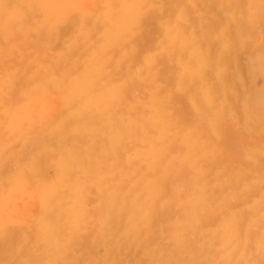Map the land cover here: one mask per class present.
<instances>
[{
    "label": "rangeland",
    "instance_id": "374dc122",
    "mask_svg": "<svg viewBox=\"0 0 264 264\" xmlns=\"http://www.w3.org/2000/svg\"><path fill=\"white\" fill-rule=\"evenodd\" d=\"M122 1L0 0V224L4 225L0 236L6 232L13 236L0 239V245L11 251L0 254V264L14 262L9 258L17 253L12 252L25 249L18 260L24 264L44 237L52 240L51 247L65 239L60 244L68 253L77 250V259L73 255L66 260L69 264H156L155 256L176 260L177 246L190 251L187 264H202L198 246L210 237L204 233L211 219L203 215L196 222L192 205L182 199L156 201L154 219L144 217L139 210L149 189L146 175L155 182L166 180L175 193L190 194L198 183H224L230 197L237 198L230 209L247 220L244 229L251 227L249 219L264 217V208L252 205L264 195L260 29L264 0H215L216 4L205 6L188 1L190 8L182 14L188 11L190 19L180 28L188 42L165 37L166 23L186 0H147L144 5L161 8H143L144 14H151L121 33L110 48L104 35L120 15ZM221 4L251 5L245 11L255 22L245 42L239 41L235 25H222ZM229 12L235 19L241 8ZM53 15L59 16L60 30L49 27ZM200 55L202 59L191 61ZM204 55L210 57L205 64L213 68V78L206 83L184 77L176 106L182 122L176 123L166 149L169 168L147 169V153L135 151L138 155L133 152L132 157L130 144L109 138V117L116 125L127 123L133 113L139 117L144 113L140 102L154 85L168 84L170 89L181 72L202 64ZM225 64L229 78L218 86L216 69ZM115 67L122 74L117 76ZM207 87L210 97L205 98L201 90ZM118 91L131 106L115 101ZM109 101L113 107L104 112V125H99L96 109L103 111ZM90 168L97 170L98 187L89 185L98 182ZM130 193L132 200L127 198ZM133 223L139 228L129 237L126 232ZM147 235L146 243L141 237ZM251 254L259 262L264 258L260 246L250 254L242 250L240 258L250 261Z\"/></svg>",
    "mask_w": 264,
    "mask_h": 264
},
{
    "label": "bare ground",
    "instance_id": "6f19581e",
    "mask_svg": "<svg viewBox=\"0 0 264 264\" xmlns=\"http://www.w3.org/2000/svg\"><path fill=\"white\" fill-rule=\"evenodd\" d=\"M146 1L147 0H123L121 2V13H120V15L117 18H115V21L110 25V27L107 29V31L105 32V35H104L105 40H106L105 42H106V44L109 45L110 48H114L117 44L116 41H117L118 36L121 33H125L129 28H131L135 23H137L139 18L144 14L143 7H139V5H144L146 3ZM188 1H190L194 5H197L200 2L203 6H205L207 4H212V3L216 4L215 0L209 1V2H206L205 0H201V1H199V0H186L184 5L182 6L184 8H181L179 10V13H177V15L175 16V18H173L171 21H168L165 25L166 26L165 37L167 39H174V41H177L180 39V40H183L184 42H188L190 40L189 37H187V39L185 38V35L183 33L184 32L183 29H180L182 22L186 21L187 19H190V13L188 11H186V15L184 13L182 14V12L186 10L185 8H190ZM52 7L53 8H51V9H55L57 6H52ZM213 7L215 8L216 5ZM57 19H59V16L53 15L50 19L51 22L48 23L49 27H56L59 29V26H58L59 22L57 23V21H56ZM214 20H216V19H214ZM187 21H189V20H187ZM188 23H190V22H188ZM48 24H47V26H48ZM114 40H116V41H114ZM44 50L48 51V48L45 47ZM228 53H230V52H228ZM197 55H195V56H197ZM200 58H201V55L198 58L191 59V61L192 60L199 61ZM208 59H210V57L206 55L202 60V64L196 63L194 65L195 68H193L191 66V68L189 70H187L185 72H181V78L178 79V82L176 84L173 85V83H171L170 89L167 88L168 84L167 85H160V84L154 85L153 89H150V91L152 93L149 94L148 97L145 98L144 101L140 102L143 109H144V113H142L139 117H137L135 115V113H133V115L129 118V121L127 123L122 121L121 125H116L115 120L112 117H109L110 118V125L107 127L109 129V138H111L115 142L120 141V144L121 143L130 144L131 155L135 151L138 152L139 154L142 151L147 153L148 154L147 156H150V159L147 158V160H150L147 169H151L152 171H154V170H157L159 167H161V165H165L167 168H169L168 163L171 160H169L168 157L166 156V149H167L168 143H169L168 138H169L170 134L173 135L175 133L174 127H175L176 123L182 122L181 118H179L177 116V113H176L177 112L176 106L178 104V93H180L184 89L182 83H184L183 80H184V77H186V76H190L191 80L194 77L199 81L204 80V82H206V83H208L209 81H212V78H213L212 69L213 68L211 69V68H209V66L206 65L207 63L205 64L206 60H208ZM214 60H215V58H214ZM242 62L245 63L243 60H242ZM213 64H214V62H213ZM183 65L185 66V68H187L185 63H183ZM227 65L228 66H226V64H225L226 67L221 68L220 70L216 69V73H217L216 74V77H217L216 82L218 83V86L219 85L223 86L225 84L226 79L229 78V73H230L229 72V64H227ZM1 69H3V68H1ZM46 71H47V73H49L51 71V65H49L46 68ZM114 73L117 76L119 74H122V72L117 67H115ZM166 82H168V79L166 80ZM213 82H215V81L213 80ZM188 83H190V82L188 81ZM247 84H248V82L246 83V85ZM218 86L216 88V91H217V89H219ZM119 87L126 88L125 85H121ZM222 89L225 90L224 87H222ZM209 91H211L210 87L202 88L201 93L206 98V97H210V95H208ZM222 94L223 93L221 92V95ZM214 100H215V103L218 101L216 99H214ZM214 100H211V102H213ZM113 101H109L108 104L105 105L106 109H104L103 111H102V109H99V108L96 109L98 116H99V119H98L99 125H104L103 124L104 119L106 118V117H104L105 116L104 112L107 109H110L111 107H113ZM115 101L116 102H124L125 107L131 106V103H129V101L127 99H123L122 91H118V94L115 98ZM211 121L213 122V119ZM215 122L217 123V119L215 120ZM83 132L85 134H89V132H90L89 128H84ZM224 137H226V136H223V138ZM223 138H221V140H223ZM226 139H228V138H226ZM221 140L219 139V141H221ZM223 143H224V140H223ZM137 144H139L138 148H140V150H138V151H137ZM226 145H227V143H226ZM230 147H231V145H230ZM227 150H229V148ZM236 151H238V150H236ZM136 152L134 153V155H138V153H136ZM11 156H13V155H11ZM132 157H133V155H132ZM199 167H201V165ZM214 167H215V165H214ZM217 167H219V166L217 165ZM226 168L228 169V167H226ZM90 170L94 171L96 173L97 177L99 176L97 174V170H94L91 168H90ZM25 172H26V170H25ZM218 174H219V172H218ZM215 175H216V173H215ZM116 176H118V175L116 174ZM229 177H230V175H229ZM36 178H37V176H36ZM119 178H121V177H119ZM144 178H145V180H147L145 182H146L147 187L149 188L148 190H146V194L141 197V199H144L141 202H144L145 204H143V206L140 208L139 211L143 212V214L145 215L144 217L151 218V220L154 219V214L156 211V206H155L156 201H163V202L172 203L176 200L182 199L183 201L185 200L192 205V209L194 211L195 218L197 217L196 222L201 221L203 215L206 219H208V218L211 219L210 222L208 223L210 228H209V230L207 229L208 231L204 233V235L207 234L210 237L208 238V240H206L205 237H201V238H205V239L201 240L199 243V246H198L199 249H201L199 257L201 258L200 261L202 264H224V262H226V261L237 262V264H238V262L243 261L246 264V262H248L249 260L245 261L244 258H240V252L242 250H244L247 252L249 251V254H250V251L252 248H254V246L259 248V246H260V234H261V230H262L261 226H262V223H264V217L258 216V217L249 219L250 223H251V227L249 229H244L245 222H247V220L244 219V215H241V214L235 215L233 213V210L230 209V207H232V205L237 202V198L232 199L230 197L229 193L227 192V190L229 189L228 185L226 186L224 183H220L219 180H218L219 183H216V184L198 183L195 185L194 191L190 194L187 193V191L185 193L180 192V191H177L175 193V192H172L168 188V183L166 180H164L162 182H155L153 180H150V177L148 175H146ZM98 183H99V177H98L97 183L90 182L89 185L98 187ZM130 185H131V182H130ZM153 185L159 186L157 188V190L152 191L150 189L151 187H153ZM37 190H39V189H37ZM49 191L52 192V190H50V189H49ZM35 192H36V190H35ZM262 196L263 197L261 199L257 198L258 200H260L259 202L256 203L254 201L252 204L253 207L256 208V210L258 208H260V209L264 208V195L262 194ZM129 197L132 200L131 193L128 194L127 198H129ZM83 199H84V197H83ZM48 210L50 211V209H48ZM189 211H191V210H189ZM164 213H167V212H165V210H164ZM189 213H191V212H189ZM260 214H262V212ZM146 221H147V219H146ZM192 223H193V221H192ZM137 224L133 223V225H132L133 227L131 226V228H129L128 231L126 232L127 234H129V237H131L132 232L135 233V230L138 227ZM145 224H147V223H145ZM185 225H187V224H185ZM3 226L4 225L0 224V227H3ZM144 229H143V231H144ZM182 234H183V232H182ZM186 234H187V232H186ZM10 236L12 239L13 236L11 235V233L9 234L6 232L5 235L0 236V239L4 237V240H5V239H7V237H10ZM96 237H97V235H96ZM148 237H149V235H147L145 238L141 237L142 238L141 240H143L144 242L147 243ZM194 237H196V236H194ZM63 240H65V239H62L61 241L57 242L53 247H51L52 240L48 237L42 238L40 240L41 245H39V246L36 245L37 247L33 248V250L30 251V253H32V254L30 255V257L26 258L24 264H69L66 260H69L70 257H72L73 255H74V258L77 259V257H78V252H76L77 250L74 248V249H72V251L70 253H68L66 251V249L63 248L64 245L60 244ZM133 241H135V237H133ZM178 241H179V238H178ZM1 242H3V241H0V243ZM78 242H80V240L75 241V243H78ZM136 243H137V241H136ZM192 243H193V241H192ZM150 244H151V242H150ZM59 245H60V247H59ZM5 250L10 251L9 249H6L5 247L0 245V254H2ZM12 251H16V250H12ZM24 251H25V249H22V251L17 250V252H12V253H17V254L14 257H10L9 260H15V261L11 262V263H7V264H22L18 260H20L24 256V253H25ZM182 251H183V249H182ZM182 251L177 246V248L175 249V252H174V253L177 252V259L176 260L173 256H171V258L168 260L164 256H161L159 258H157L158 256H155L153 258V260L154 259L158 260V262L156 264H175L176 262L179 264H187L186 261H188V260L190 263V260H191L190 256H192V255L189 256L190 251H188V249H187V251H184V252H187L186 254H188V255H185L183 257H182V254L184 252H182ZM258 251H260V249H258ZM253 252H254V250H253ZM64 255H67V256L65 257ZM251 255L252 256H250V258H249L250 261H252L253 264H260V262L257 261L253 257V254H251ZM195 257H196V255H195ZM100 261L102 262V260H100ZM116 263L118 264V262H116Z\"/></svg>",
    "mask_w": 264,
    "mask_h": 264
},
{
    "label": "snow or ice",
    "instance_id": "6c2138e0",
    "mask_svg": "<svg viewBox=\"0 0 264 264\" xmlns=\"http://www.w3.org/2000/svg\"><path fill=\"white\" fill-rule=\"evenodd\" d=\"M139 7H143L147 10L151 9H160L161 5L159 4H150V5H139ZM220 8L224 9V13L220 15L219 19L223 26L229 27L232 25L236 26L237 29V36L239 38V41L241 43L245 42L247 38L250 36L252 32V28L254 25V21L252 18L247 14L245 9L251 8V5H233V4H221L219 6ZM240 7L241 8V14L233 19L231 13L229 12V9ZM151 11H146L143 16H141L139 19L142 21L147 15H150ZM260 29H261V39H262V50H264V3H262V15L260 20ZM261 70L264 72V56H262L261 61ZM261 118L262 122H264V104H262V110H261ZM261 234H260V247L262 255H264V223H262L261 226ZM224 264H237V262L232 261H226ZM238 264H245V262L240 261ZM246 264H253L252 261L246 262ZM260 264H264V258L261 259Z\"/></svg>",
    "mask_w": 264,
    "mask_h": 264
}]
</instances>
